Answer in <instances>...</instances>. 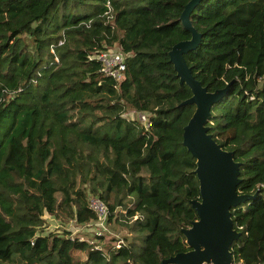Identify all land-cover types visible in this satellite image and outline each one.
<instances>
[{"label": "trees", "instance_id": "trees-1", "mask_svg": "<svg viewBox=\"0 0 264 264\" xmlns=\"http://www.w3.org/2000/svg\"><path fill=\"white\" fill-rule=\"evenodd\" d=\"M188 1L0 0V264H162L190 249L181 228L200 193L182 132L195 107L168 54L190 38ZM189 18L192 76L209 92L230 83L208 133L240 162L237 191L255 194L231 209L232 264H264V0H200ZM106 48L125 55L120 81L91 58ZM91 199L108 223L125 211L132 241L105 251L42 230L45 213L95 220Z\"/></svg>", "mask_w": 264, "mask_h": 264}, {"label": "water", "instance_id": "water-1", "mask_svg": "<svg viewBox=\"0 0 264 264\" xmlns=\"http://www.w3.org/2000/svg\"><path fill=\"white\" fill-rule=\"evenodd\" d=\"M200 0H189L180 14L183 27L190 32V38L174 44L169 58L179 78L186 83L191 96L183 104H194V111L183 127L182 143L195 158L194 173L199 182V198L190 200L197 219L186 228H181L188 251L176 253L163 259L162 264H232L231 244L240 238L241 232L233 228L231 209L254 197L237 191L240 183V162L234 160L233 151L223 148L208 133L206 122L211 106L228 90L213 92L206 90L194 79L183 54L194 49L201 38L192 26L190 13Z\"/></svg>", "mask_w": 264, "mask_h": 264}, {"label": "rangeland", "instance_id": "rangeland-1", "mask_svg": "<svg viewBox=\"0 0 264 264\" xmlns=\"http://www.w3.org/2000/svg\"><path fill=\"white\" fill-rule=\"evenodd\" d=\"M128 115V114H127ZM130 117H136L135 112H129ZM118 212V214H116ZM115 215L111 218L109 223H107L106 230H99L96 227V222L89 223V225L81 227L75 222V220H69L66 222H60L53 216L48 215L47 213L44 214V218L46 220L45 226H42V230L45 233L48 232H57L61 233L64 230H68L70 232L71 237H82L86 240H93L95 244H98V241H101L102 248L106 249L110 246H114L117 244H128L132 241L133 236H135L132 232L129 231V228L122 222L120 214L124 215L125 211L120 213L119 209H117ZM124 225H123V224ZM99 232L101 239L97 238L95 233ZM108 251V250H107ZM75 258L84 260L86 257L85 252H75Z\"/></svg>", "mask_w": 264, "mask_h": 264}, {"label": "built area", "instance_id": "built-area-1", "mask_svg": "<svg viewBox=\"0 0 264 264\" xmlns=\"http://www.w3.org/2000/svg\"><path fill=\"white\" fill-rule=\"evenodd\" d=\"M91 58H95L101 63L100 71L107 75L111 76L116 81H120L123 77V71L125 70V55L116 49L106 48L104 50L98 51L92 54ZM137 119L141 121L144 126L148 125V119L143 113H137ZM90 207L96 214V218L91 223H97L96 228L99 230H106L107 227V217L108 212L106 206L98 199H91L89 203ZM90 222L81 224L79 226L84 227L89 225ZM106 225V227H105ZM95 235H99V232L95 233ZM103 236V235H101ZM92 247H99L93 240H88ZM117 244L116 246H119Z\"/></svg>", "mask_w": 264, "mask_h": 264}]
</instances>
